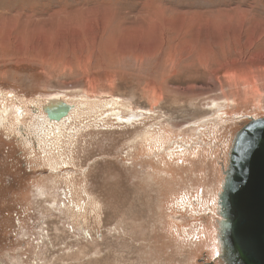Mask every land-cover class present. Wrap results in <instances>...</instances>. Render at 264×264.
Segmentation results:
<instances>
[{"label":"rangeland","instance_id":"obj_1","mask_svg":"<svg viewBox=\"0 0 264 264\" xmlns=\"http://www.w3.org/2000/svg\"><path fill=\"white\" fill-rule=\"evenodd\" d=\"M32 14L34 45L0 42V264H232L219 194L264 118V0H0ZM59 97L85 111L50 152Z\"/></svg>","mask_w":264,"mask_h":264},{"label":"water","instance_id":"obj_2","mask_svg":"<svg viewBox=\"0 0 264 264\" xmlns=\"http://www.w3.org/2000/svg\"><path fill=\"white\" fill-rule=\"evenodd\" d=\"M67 109L51 113L60 117ZM221 202L225 217L224 249L230 263L264 264V118L237 134Z\"/></svg>","mask_w":264,"mask_h":264},{"label":"bare ground","instance_id":"obj_3","mask_svg":"<svg viewBox=\"0 0 264 264\" xmlns=\"http://www.w3.org/2000/svg\"><path fill=\"white\" fill-rule=\"evenodd\" d=\"M50 16L51 15H49V17ZM3 17H5V16H1V18H3ZM15 17H19V14H17V16H15ZM23 17L25 19L23 22V25H21V23L20 24L16 23L13 25H8L6 23H0V42H3V44H5L7 42H13L19 46L34 45L38 39V36H39L38 33L44 31L45 24L50 21L48 19L49 21L44 20L42 23V21L40 19H36L35 14L34 15L33 14L32 15H24ZM38 20H40V21H38ZM51 24H52V20H51ZM51 38L54 39V37H51ZM261 55L264 56V53H262ZM251 78H253V77H251ZM20 104H22V103H20ZM108 105L110 106L111 103L110 104H108V103L104 104V106H108ZM43 106L45 107V109H43V110L47 114L48 117L45 116L46 114L43 116L39 115V117L37 116L38 123L36 126V130H37L36 136L38 137V140H40V143L43 146H45L48 150H50V152L53 150H58V152H59L60 146H59V143L56 142V140H60V137L64 134V130L67 129L66 128L67 125L70 124L71 122H73L74 118L76 120L77 119L80 120L84 116L83 114H84L85 110L83 108L85 105L81 106L82 108L78 107L77 105H73V106L71 105L72 106L71 107L69 104L65 103L63 98L60 99V97H59V98L51 99L49 101V103H46ZM97 107L100 108L101 104L98 105ZM61 108L67 109L66 111L63 112L64 114H60V117H55V118L49 117L48 111H51V113H54L55 111L60 110ZM89 108L90 109H87L88 113L87 114L85 113L86 115H89L92 113L95 114V116H96V114L98 115L97 109L94 110L93 107H89ZM4 112L9 113V116L12 114L11 110L8 108L4 109ZM16 112H17L16 113V117H17L18 115H20L19 109H17ZM111 116H115V118L117 120H119L122 124L124 122L132 124V122L130 121V118H131V120H133L134 118H137L139 115L132 114L130 116V118H127V117L120 116L119 114H116L113 112L111 114H108L107 118L111 117ZM232 149H233V146L231 148V151H232ZM51 162H49V163H51ZM61 162H62V165L68 164L67 161H65L64 159ZM52 168L55 169L54 165L52 166ZM223 192L224 191L222 190L221 193L219 194V206H220L219 216L221 218V221L219 223L220 242L224 239V229L223 228L225 227V217L223 215L224 207H223L222 203H220Z\"/></svg>","mask_w":264,"mask_h":264}]
</instances>
